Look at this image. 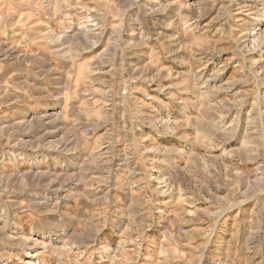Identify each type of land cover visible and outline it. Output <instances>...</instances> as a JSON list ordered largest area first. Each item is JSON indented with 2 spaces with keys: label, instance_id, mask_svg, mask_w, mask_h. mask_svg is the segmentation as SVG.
<instances>
[{
  "label": "rangeland",
  "instance_id": "rangeland-1",
  "mask_svg": "<svg viewBox=\"0 0 264 264\" xmlns=\"http://www.w3.org/2000/svg\"><path fill=\"white\" fill-rule=\"evenodd\" d=\"M0 264H264V0H0Z\"/></svg>",
  "mask_w": 264,
  "mask_h": 264
},
{
  "label": "bare ground",
  "instance_id": "bare-ground-1",
  "mask_svg": "<svg viewBox=\"0 0 264 264\" xmlns=\"http://www.w3.org/2000/svg\"><path fill=\"white\" fill-rule=\"evenodd\" d=\"M182 16V15H181ZM92 18V17H91ZM90 18V19H91ZM85 19V18H84ZM88 21H90L89 19H88ZM185 24V23H184ZM82 26V25H81ZM83 28H84V26H83ZM84 30V29H83ZM91 31V30H90ZM85 37H88V35L86 34V35H84ZM207 60V59H206ZM22 123H21V125H19V127L21 128V127H27V126H32V124H30V122H26V121H21ZM20 124V123H19Z\"/></svg>",
  "mask_w": 264,
  "mask_h": 264
}]
</instances>
